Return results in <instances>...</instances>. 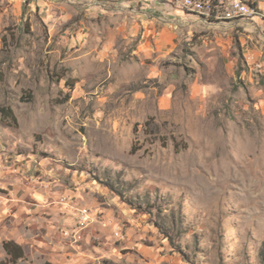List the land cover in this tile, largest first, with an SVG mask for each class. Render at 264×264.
Instances as JSON below:
<instances>
[{"label": "rangeland", "instance_id": "obj_1", "mask_svg": "<svg viewBox=\"0 0 264 264\" xmlns=\"http://www.w3.org/2000/svg\"><path fill=\"white\" fill-rule=\"evenodd\" d=\"M130 1L0 0V172L124 206L186 264H264V18L184 11L156 25L175 48L147 51Z\"/></svg>", "mask_w": 264, "mask_h": 264}, {"label": "crops", "instance_id": "obj_2", "mask_svg": "<svg viewBox=\"0 0 264 264\" xmlns=\"http://www.w3.org/2000/svg\"><path fill=\"white\" fill-rule=\"evenodd\" d=\"M145 1L149 2L140 1L144 4L142 8L126 2L118 11L134 14L136 29L144 30L147 51L157 49L167 53L175 48L176 37L171 36L168 28L158 31L156 25L161 20L175 24L184 11ZM116 11L111 8L106 13ZM26 168L12 166L0 172V179L9 180L0 183V187L7 189L0 192V215L4 221L9 220L8 241L17 242L26 252L29 246L44 252L49 264H186L144 218H137L124 206L114 208L111 202L108 207L92 204L93 222L84 229L82 240L74 241L78 231L77 210L83 202L76 194L62 191L50 179L42 182V186L34 182L24 186V172L29 171ZM10 212H15L11 214L13 218Z\"/></svg>", "mask_w": 264, "mask_h": 264}, {"label": "built area", "instance_id": "obj_3", "mask_svg": "<svg viewBox=\"0 0 264 264\" xmlns=\"http://www.w3.org/2000/svg\"><path fill=\"white\" fill-rule=\"evenodd\" d=\"M152 5L161 7L167 6L169 8L180 9L194 14L196 16L205 18L206 20L223 21V22H237L235 21V14L237 11H245L242 7H235L233 0H148ZM264 17L249 16L243 20H257ZM2 166L0 165V168ZM78 212V231L75 234L74 241L82 240V233L93 222V214L88 208H80ZM69 236V233H65Z\"/></svg>", "mask_w": 264, "mask_h": 264}, {"label": "trees", "instance_id": "obj_4", "mask_svg": "<svg viewBox=\"0 0 264 264\" xmlns=\"http://www.w3.org/2000/svg\"><path fill=\"white\" fill-rule=\"evenodd\" d=\"M9 115L14 118V114L12 111H9ZM3 248L8 255V261L5 264H19L20 261L25 258V250L23 246L15 241H5L3 243ZM260 257L264 262V248L260 253Z\"/></svg>", "mask_w": 264, "mask_h": 264}, {"label": "bare ground", "instance_id": "obj_5", "mask_svg": "<svg viewBox=\"0 0 264 264\" xmlns=\"http://www.w3.org/2000/svg\"><path fill=\"white\" fill-rule=\"evenodd\" d=\"M235 1V7H242L245 9V11H237L235 14V18H247V12L249 16H253V17H260L261 14L259 13V11L250 6L249 4L241 1V0H233Z\"/></svg>", "mask_w": 264, "mask_h": 264}]
</instances>
